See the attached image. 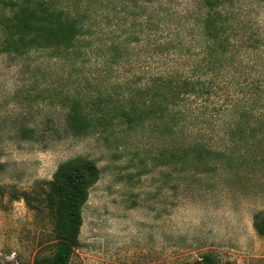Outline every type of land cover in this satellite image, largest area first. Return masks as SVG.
I'll use <instances>...</instances> for the list:
<instances>
[{"label":"rangeland","instance_id":"rangeland-1","mask_svg":"<svg viewBox=\"0 0 264 264\" xmlns=\"http://www.w3.org/2000/svg\"><path fill=\"white\" fill-rule=\"evenodd\" d=\"M38 1L83 19L74 49L34 51L11 40L16 7ZM206 1L0 0V264L53 256L51 214L20 197L30 193L35 207L38 189L76 158L100 176L68 264H192L207 255L264 264V237L253 228L264 216V131L232 120L234 109L257 106L256 83L264 97V0ZM209 12L232 18L256 49L214 80L198 70ZM166 70L214 84L193 104L204 116L174 134L154 121L130 130L117 117ZM73 107L90 119L89 132H70Z\"/></svg>","mask_w":264,"mask_h":264},{"label":"trees","instance_id":"trees-1","mask_svg":"<svg viewBox=\"0 0 264 264\" xmlns=\"http://www.w3.org/2000/svg\"><path fill=\"white\" fill-rule=\"evenodd\" d=\"M209 8L218 6L219 0L205 2ZM232 18L211 12L203 19L202 59L198 70L202 76L218 77L230 63L248 60V54L256 50L250 38L240 36L236 29L229 25ZM11 28L14 30L13 42L23 44L34 51L61 50L70 51L84 34L83 19L67 16L61 12H53L44 2H36L33 7L21 4L14 10L10 18ZM238 45L232 43L239 42ZM120 58V57H119ZM211 80V81H212ZM207 82V81H206ZM261 83H256L254 109L240 107L234 109L233 124H257L264 131V111L260 102L264 101ZM215 86L211 82L192 77L176 76L172 70H166L149 79L140 94L141 100L135 106L129 104L117 117L130 130L134 125H143V122L154 121L161 128L169 129L171 134L180 130L190 120L198 121L204 114L201 106L193 107L195 101L209 95ZM245 104V103H244ZM73 107L69 114V130L78 135L89 132V121L86 115H81ZM232 106L225 110H231ZM202 114V115H201ZM116 117L109 119L114 120ZM107 120L99 119L100 126L104 127ZM100 171L96 165L84 158H76L63 163L56 170L52 180L38 189L41 201H34L32 206L30 193H22L20 197L28 207L38 211L45 209L51 214L52 237L56 240V250L49 259H35L33 264H68L74 250L78 247V234L81 227V212L88 198V192L99 180ZM37 194V193H35ZM253 228L255 233L264 237V216L254 217ZM192 264H219L212 256L207 255Z\"/></svg>","mask_w":264,"mask_h":264}]
</instances>
